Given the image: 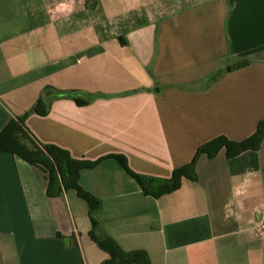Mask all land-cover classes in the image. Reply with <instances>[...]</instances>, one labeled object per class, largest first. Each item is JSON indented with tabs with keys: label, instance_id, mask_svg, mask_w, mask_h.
Returning <instances> with one entry per match:
<instances>
[{
	"label": "crops",
	"instance_id": "crops-1",
	"mask_svg": "<svg viewBox=\"0 0 264 264\" xmlns=\"http://www.w3.org/2000/svg\"><path fill=\"white\" fill-rule=\"evenodd\" d=\"M54 92L89 104L58 98L46 117L30 113ZM28 113L41 143L104 159L80 177L102 203L96 238L151 264H264V142L231 160L202 156L197 182L158 199L111 158L170 179L205 143L256 132L264 0H0V132ZM47 189L42 170L0 154V264H104L85 201Z\"/></svg>",
	"mask_w": 264,
	"mask_h": 264
},
{
	"label": "trees",
	"instance_id": "trees-1",
	"mask_svg": "<svg viewBox=\"0 0 264 264\" xmlns=\"http://www.w3.org/2000/svg\"><path fill=\"white\" fill-rule=\"evenodd\" d=\"M251 63L250 60L244 59L230 66L227 71H238L249 67ZM58 98H71L81 107L89 104V101L79 93L54 92L41 97L30 113L46 117L50 111L51 101ZM30 113L17 119H11L0 132V154L8 153L42 170L48 181L47 194L49 197H61L64 192L72 190L85 201L89 208V216L93 227L91 236L99 247L109 254V259L104 264H151L146 252H125L111 237L98 239L95 236L98 223L93 214L101 209L102 203L80 186V177L82 171L96 168L104 159L96 162L76 160L69 151L55 144L41 143L26 126V118ZM263 142L264 120L260 121L256 132L244 141L234 142L220 136L205 143L198 149L193 161L176 169L170 179L137 174L131 170L125 157L111 156V158L117 160L121 167L138 182L146 196L158 199L180 190L185 179L197 182L196 169L202 156H207L213 160L222 150H225L227 158L231 160L246 152L260 151Z\"/></svg>",
	"mask_w": 264,
	"mask_h": 264
},
{
	"label": "water",
	"instance_id": "water-1",
	"mask_svg": "<svg viewBox=\"0 0 264 264\" xmlns=\"http://www.w3.org/2000/svg\"><path fill=\"white\" fill-rule=\"evenodd\" d=\"M69 241H70L69 238H67V239H66V242H67L68 244H69Z\"/></svg>",
	"mask_w": 264,
	"mask_h": 264
},
{
	"label": "built area",
	"instance_id": "built-area-1",
	"mask_svg": "<svg viewBox=\"0 0 264 264\" xmlns=\"http://www.w3.org/2000/svg\"><path fill=\"white\" fill-rule=\"evenodd\" d=\"M261 229L264 230V225H262Z\"/></svg>",
	"mask_w": 264,
	"mask_h": 264
}]
</instances>
